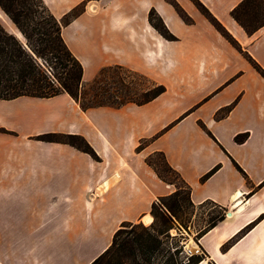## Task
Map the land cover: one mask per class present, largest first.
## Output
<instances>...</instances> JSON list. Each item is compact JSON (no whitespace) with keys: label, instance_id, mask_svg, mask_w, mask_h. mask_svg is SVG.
<instances>
[{"label":"crops","instance_id":"crops-1","mask_svg":"<svg viewBox=\"0 0 264 264\" xmlns=\"http://www.w3.org/2000/svg\"><path fill=\"white\" fill-rule=\"evenodd\" d=\"M41 1L57 20L83 4L61 29L83 85L119 66L165 91L86 111L65 93L0 100L9 132L0 133V264H90L121 223L149 226L151 205L174 191L145 163L155 152L195 207L223 213L196 240L198 264H264V78L252 65L264 72V27L247 35L231 18L242 0H197L238 49L192 0H172L189 24L166 0ZM150 11L173 40L151 26ZM50 133L83 137L99 160L34 139Z\"/></svg>","mask_w":264,"mask_h":264},{"label":"trees","instance_id":"trees-1","mask_svg":"<svg viewBox=\"0 0 264 264\" xmlns=\"http://www.w3.org/2000/svg\"><path fill=\"white\" fill-rule=\"evenodd\" d=\"M169 2L182 21L191 23L189 17L173 2ZM205 19L233 46L237 44L225 31L223 26L197 0H192ZM83 4L57 20L44 6L41 0H0V11L10 21L17 35L9 32L0 22V100H13L18 97L47 99L58 94H67L82 111L96 107L119 108L132 103L143 105L158 97L165 91L162 85L152 84L153 89L144 93L141 99L110 95L101 87L104 76L111 70H124L119 66L101 68L91 86L99 85L92 95L83 93V69L77 58L69 51L61 37L62 27L83 12ZM231 18L247 35H252L264 27V0H242L231 12ZM151 26L165 39L174 38L165 30L161 21L153 11L148 13ZM249 61L252 60L247 57ZM253 67L264 78V72L252 62ZM133 73V72H130ZM135 74V73H133ZM138 77H144L135 74ZM148 81V80H147ZM105 82V81H104ZM224 113H216L215 119H220ZM0 133H9L0 129ZM246 134L234 137L235 143H242ZM35 140L48 143L69 145L87 154L93 160H99L86 140L76 134H43L34 137ZM158 157L162 166L154 162ZM146 165L152 168L157 177L165 184L174 187V191L153 203L150 208L152 223L143 226L141 223H121L114 231L108 247L90 264H198L204 257H186L181 260L180 246L171 244L174 236L170 231H176V215L183 206L196 208L190 201L189 187L179 175L168 165L161 152H155L145 159ZM212 169L210 173H212ZM163 173L170 174L167 177ZM180 186H177V182ZM200 208V207H198ZM215 209V208H213ZM215 215H209L206 224L196 232L197 240L207 230L214 227L223 218L220 209Z\"/></svg>","mask_w":264,"mask_h":264},{"label":"rangeland","instance_id":"rangeland-1","mask_svg":"<svg viewBox=\"0 0 264 264\" xmlns=\"http://www.w3.org/2000/svg\"><path fill=\"white\" fill-rule=\"evenodd\" d=\"M2 14L0 12V22L5 26L7 30L10 29L9 22L5 17L2 18ZM103 80V84L101 87L105 88L110 95H117L125 98V92L128 91V97L133 99H141L144 93L153 89L152 84L138 77L137 75L126 72L124 70H111L108 72ZM105 81V82H104ZM97 86H91L90 83L83 86V93L88 95H92L93 91L96 90ZM154 162L157 165L162 166V161L158 158H154ZM167 177H170V174H166ZM177 182V186H180L179 182ZM217 210L210 209L209 206H205L201 209L196 207L190 208L187 206H183L180 209V212L177 213L175 221L176 231L171 230L170 236H174L173 240L170 242L171 244H165L166 246H180L181 253L178 255L181 260H184L188 256H200L201 251L195 246L196 240V232L199 231L207 222L208 216L215 215Z\"/></svg>","mask_w":264,"mask_h":264},{"label":"water","instance_id":"water-1","mask_svg":"<svg viewBox=\"0 0 264 264\" xmlns=\"http://www.w3.org/2000/svg\"><path fill=\"white\" fill-rule=\"evenodd\" d=\"M9 32H10V31H9ZM11 33H13V32H11ZM13 34L16 35L15 33H13ZM226 215H230V213L227 212Z\"/></svg>","mask_w":264,"mask_h":264},{"label":"built area","instance_id":"built-area-1","mask_svg":"<svg viewBox=\"0 0 264 264\" xmlns=\"http://www.w3.org/2000/svg\"><path fill=\"white\" fill-rule=\"evenodd\" d=\"M188 257H190V256H188ZM184 260H186V258Z\"/></svg>","mask_w":264,"mask_h":264}]
</instances>
